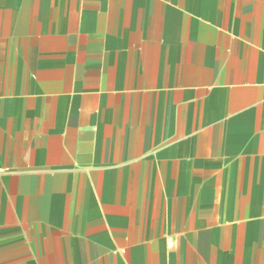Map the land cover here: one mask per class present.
Here are the masks:
<instances>
[{
  "label": "crops",
  "instance_id": "1",
  "mask_svg": "<svg viewBox=\"0 0 264 264\" xmlns=\"http://www.w3.org/2000/svg\"><path fill=\"white\" fill-rule=\"evenodd\" d=\"M0 264H264V0H0Z\"/></svg>",
  "mask_w": 264,
  "mask_h": 264
}]
</instances>
